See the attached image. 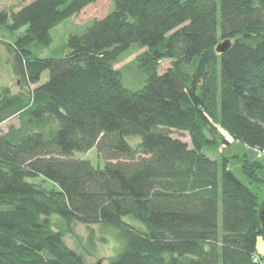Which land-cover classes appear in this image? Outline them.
<instances>
[{
    "label": "trees",
    "instance_id": "trees-1",
    "mask_svg": "<svg viewBox=\"0 0 264 264\" xmlns=\"http://www.w3.org/2000/svg\"><path fill=\"white\" fill-rule=\"evenodd\" d=\"M97 1L0 9L25 86L0 99V264H86L64 239L77 222L116 229L108 264H261L263 205L249 184L264 182V162L237 156L245 182L204 150L226 142L220 125L264 151V0H113L64 55L43 56L52 29ZM132 45L138 89L116 67ZM95 147L103 167L76 158Z\"/></svg>",
    "mask_w": 264,
    "mask_h": 264
},
{
    "label": "rangeland",
    "instance_id": "rangeland-1",
    "mask_svg": "<svg viewBox=\"0 0 264 264\" xmlns=\"http://www.w3.org/2000/svg\"><path fill=\"white\" fill-rule=\"evenodd\" d=\"M31 0H0V9L10 10L18 8L24 2ZM113 0H98L96 3L90 4L85 7L79 14L67 18L60 24L52 29L53 43L43 49V56H62L66 53V45L68 37L71 33H82L95 19L104 17L110 10L114 8ZM136 45H132L129 54L116 64L123 73L124 84L133 89H138L145 84V76L141 72L137 55L140 53ZM172 65V60L164 59L161 62V72H164ZM190 68L185 67V71ZM48 78V71L42 74L40 83H43ZM24 85L16 75L13 67V57L6 49L5 45L0 42V91L3 93L5 88H9L12 92H19L24 90ZM19 125L18 116L8 119L2 124L4 131H7L10 125ZM218 127V138H224L226 142L221 141L218 147H206L205 152L211 157L219 158L222 155L229 158V166L234 173L243 181L246 182V177L243 172L242 162L237 156L248 154L252 159H258L264 162V151L248 147L242 142L236 141L226 130L220 125ZM179 135V133H176ZM188 138V137H186ZM76 158L89 159L95 166L103 167L105 160L98 153L97 148H93L88 153H76ZM261 177L264 178V170L260 172ZM35 181L42 183L48 189L54 187L51 181L44 180V178H36ZM247 184H249L247 182ZM258 190L260 201L263 205L262 212L264 211V182L249 184ZM131 217L126 218L130 219ZM59 225L58 218H54ZM62 222V221H61ZM63 223V222H62ZM66 243L79 252L85 259L86 264H108L109 260L118 254L121 249L122 242L119 239L117 231L114 227L106 226L103 224H84L73 223L72 225H65ZM257 260L264 264V235L259 236Z\"/></svg>",
    "mask_w": 264,
    "mask_h": 264
},
{
    "label": "water",
    "instance_id": "water-1",
    "mask_svg": "<svg viewBox=\"0 0 264 264\" xmlns=\"http://www.w3.org/2000/svg\"><path fill=\"white\" fill-rule=\"evenodd\" d=\"M229 44L227 42H224L223 44L219 45L218 46V50L219 51H225L227 48H228ZM2 98V93L0 91V99ZM261 219H262V227L264 229V211L262 212V216H261ZM100 264V263H98Z\"/></svg>",
    "mask_w": 264,
    "mask_h": 264
}]
</instances>
